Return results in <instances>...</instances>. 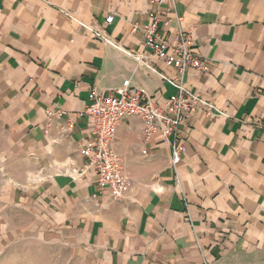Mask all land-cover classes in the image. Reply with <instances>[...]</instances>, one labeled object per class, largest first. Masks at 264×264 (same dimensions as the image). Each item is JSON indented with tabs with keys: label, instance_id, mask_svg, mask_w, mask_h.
<instances>
[{
	"label": "crops",
	"instance_id": "crops-1",
	"mask_svg": "<svg viewBox=\"0 0 264 264\" xmlns=\"http://www.w3.org/2000/svg\"><path fill=\"white\" fill-rule=\"evenodd\" d=\"M158 7L161 35L190 32L209 70L184 77L201 102L180 162L139 117L119 124L132 186L113 199L81 154L80 114L127 79L161 104L176 93L178 71L144 44ZM25 238L76 264H264V0H0V248Z\"/></svg>",
	"mask_w": 264,
	"mask_h": 264
},
{
	"label": "built area",
	"instance_id": "built-area-1",
	"mask_svg": "<svg viewBox=\"0 0 264 264\" xmlns=\"http://www.w3.org/2000/svg\"><path fill=\"white\" fill-rule=\"evenodd\" d=\"M161 12V7L156 8L150 14L152 22L143 26L144 44L152 56L178 71L179 77L166 78L177 89L176 93L161 104L127 79L114 93L103 94L92 90L90 103L80 114L92 119V138L81 148V154L87 160V167L96 173L100 188L107 189L113 199L126 197L132 186L131 179L114 150L117 128L122 120L131 116L139 117L144 124L145 140L162 132L164 139L170 141L173 147L172 159L176 164L181 161L179 128L201 102L196 94L186 88L184 77L190 70L206 73L209 66L195 52L190 32L179 30L170 39L161 35L158 29V14ZM106 20L112 22L113 16H108ZM94 31L105 44L116 46L105 32ZM132 55L138 65L151 68L147 56L138 53Z\"/></svg>",
	"mask_w": 264,
	"mask_h": 264
},
{
	"label": "rangeland",
	"instance_id": "rangeland-1",
	"mask_svg": "<svg viewBox=\"0 0 264 264\" xmlns=\"http://www.w3.org/2000/svg\"><path fill=\"white\" fill-rule=\"evenodd\" d=\"M0 264H76L66 249L33 239L13 241L0 248Z\"/></svg>",
	"mask_w": 264,
	"mask_h": 264
}]
</instances>
